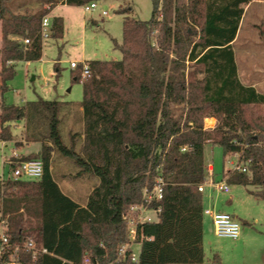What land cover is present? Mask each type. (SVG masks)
I'll return each mask as SVG.
<instances>
[{
    "label": "trees",
    "instance_id": "trees-1",
    "mask_svg": "<svg viewBox=\"0 0 264 264\" xmlns=\"http://www.w3.org/2000/svg\"><path fill=\"white\" fill-rule=\"evenodd\" d=\"M36 1L33 7L29 0H0L3 94L17 62L42 58V19L61 2ZM91 1L62 0L72 6ZM251 1L152 0L149 20L126 15L122 43L113 39L122 59L91 60L90 76L82 78L83 65L75 74L83 81L81 151L74 141L67 146L60 133L62 101L2 103L0 140H13L11 123L25 121V141L43 142L39 153L18 157L41 159V179L0 178V213L11 241L22 246L33 239L47 250L33 260L21 247L20 264H84L86 257L89 264L203 263L205 210L198 187L208 176L210 143L225 154L240 153L248 172L228 173V182L253 185L252 192L264 199V93L240 80L233 48L244 6ZM52 21L51 36L63 37V17ZM207 117L217 119L213 129L205 128ZM54 152L72 159L80 174L99 177L85 206L55 180ZM156 177L165 182L163 198L153 203L161 211L138 229V261L131 260L130 251L119 258L128 241L123 214L143 202L144 189L152 188ZM213 260L220 261V255L214 253Z\"/></svg>",
    "mask_w": 264,
    "mask_h": 264
},
{
    "label": "rangeland",
    "instance_id": "rangeland-1",
    "mask_svg": "<svg viewBox=\"0 0 264 264\" xmlns=\"http://www.w3.org/2000/svg\"><path fill=\"white\" fill-rule=\"evenodd\" d=\"M29 1L33 7L39 4L36 0ZM96 2L98 7L92 11H85L83 6L57 5L53 14L64 18L63 37L51 36L46 40L41 59L29 64L18 62L15 76L8 82L9 89L4 94L6 103L18 106H25L39 98L62 101L60 133L64 143L71 147L74 141L78 151L82 150L84 142L83 111L79 110L83 100V81L75 80L80 67L72 68L71 62L76 61L81 66L91 60H121L123 54L115 47L113 39L122 43L125 16L147 21L153 11L152 0ZM45 7L49 5L46 4ZM122 7L132 9L129 13L122 14L118 12ZM244 9L233 43L238 75L244 84L253 85L264 93V0H252ZM103 11H107L108 15H104ZM205 123L214 124V121L209 122L205 118ZM11 124L14 137H23L25 140V121ZM27 143L25 146L29 152L37 151L43 145L42 141ZM13 146L15 144L12 143L8 147L4 146L0 141V177L12 176V168L4 159L11 155ZM235 160L232 154H225L221 146L208 144L206 161L215 166L212 176L207 171L208 179L223 180ZM52 168L53 176L62 189L83 202L100 183L99 177L90 172L80 174L81 168L60 152H54ZM229 184L230 194L207 185L206 201L208 206L215 204L216 210L236 214V220L241 225V239L216 236L211 219L207 218V257L201 264H264V199L252 192L256 190L253 185ZM150 214L157 218L156 213ZM134 247L135 251H140L139 244ZM214 247L220 250L217 253L221 260L217 262L213 260L214 253L211 251Z\"/></svg>",
    "mask_w": 264,
    "mask_h": 264
},
{
    "label": "built area",
    "instance_id": "built-area-1",
    "mask_svg": "<svg viewBox=\"0 0 264 264\" xmlns=\"http://www.w3.org/2000/svg\"><path fill=\"white\" fill-rule=\"evenodd\" d=\"M98 7L96 0L91 1L83 8L85 11H92ZM104 15H108L107 11H103ZM52 17L46 14L41 23V36L43 44L46 40L51 37L52 34ZM24 42L30 43V39H24ZM72 68H78L80 65L76 61L71 62ZM91 75V69L88 63L83 65L82 76L88 77ZM207 120V119H206ZM205 128L208 129L207 123ZM186 150V148H183ZM236 160L232 162V168L229 169L228 173L231 172H248V162H242L240 160V153H230ZM19 154L14 152L9 159V164L12 166L13 179H30L39 180L42 178L44 173L43 161L41 159H30V160H18ZM212 163L208 164V173L212 176L214 173ZM228 175L223 180L216 181L215 179H205L198 187L199 191L203 192L204 187L210 184L212 187L219 191L227 194L231 193V186L228 183ZM164 179L162 177H156L152 188L144 189V199L142 203L132 205L126 213L123 214V219L127 225V236L128 241L121 245L119 248V258L124 259L127 253L130 251V258L132 261L137 262L139 259V252L135 251L134 245H138V229L140 225L146 222L156 220L150 213H156L157 217L161 211L160 207H154L153 203L159 202L163 198L164 192ZM212 219L214 225L215 234L219 237H226L237 240L241 237V225L236 220V217L228 212L216 211L212 212ZM23 247L26 251L31 252L33 260L36 259L37 255L42 252H47L46 249L40 250L33 239H29L22 246L14 244L8 234V223L6 217L0 213V264H20L18 252ZM90 259L85 258L84 264H89Z\"/></svg>",
    "mask_w": 264,
    "mask_h": 264
},
{
    "label": "crops",
    "instance_id": "crops-1",
    "mask_svg": "<svg viewBox=\"0 0 264 264\" xmlns=\"http://www.w3.org/2000/svg\"><path fill=\"white\" fill-rule=\"evenodd\" d=\"M60 4H62V5H68V4H64L63 2H62V0H61V2L60 3H58L57 5H60ZM56 5V6H57ZM55 6V7H56ZM54 7V8H55ZM54 8L52 9V11L50 12V15H51V17L53 18V17H55V16H57V15H54L53 14V10H54ZM64 19V18H63ZM11 38H13V39H20V37L19 36H13V35H11L10 36ZM1 41H2V22L0 21V48H1ZM20 62H26L27 64H29L31 61H20ZM14 63V62H13ZM18 63V62H17ZM16 63V64H17ZM0 69H1V62H0ZM9 85V84H8ZM5 94V93H4ZM4 94L1 92V90H0V111H1V106H2V103L3 102H5V100H4ZM79 110H81V111H83V108H82V106L80 107V109ZM206 119H208V121L210 122V121H214V124H207V127H208V129H213L214 127H215V125H216V123H217V120H216V118H214V117H210V118H206ZM17 122H21V121H17ZM16 122V123H17ZM83 124H84V122H83ZM12 125V124H11ZM0 129H1V121H0ZM14 136H15V134H14ZM1 142H2V144L4 145V146H9L11 143L12 144H15V146H13V150H12V152H11V155L9 156V157H6L5 159H4V161L5 162H8V164H9V159H10V157L12 156V154L14 153V152H16L17 154H19V155H29V154H31V153H39L40 151H41V149H42V146L40 147V149H38L37 151H28L27 150V148H26V146H25V144H28L24 139H23V137L22 138H20V139H17V138H15L14 137V139L13 140H11V141H3V140H0ZM211 144V143H210ZM208 145V144H207ZM207 145H206V148H205V158H206V149H207ZM208 164H210V163H208ZM10 165V164H9ZM212 165H213V163H212ZM213 169H215V166L213 165ZM1 179H7V178H5V177H0ZM10 178V177H9ZM59 184V183H58ZM59 186H60V184H59ZM207 186V185H206ZM206 186L204 187V191H203V195H204V198H203V200H204V210H205V213H204V248H205V253H206V251H207V242H206V231H207V218H210L211 219V223H212V225H213V219H212V212H216V211H219V210H216V205L215 204H213L212 206H208L207 205V201H206V196H205V192H206ZM208 186H211L210 184H208ZM60 188L62 189V187L60 186ZM95 188V187H94ZM93 188V189H94ZM214 188V187H213ZM92 189V190H93ZM62 191L65 193V194H67L68 196H70L73 200H75L77 203H79L80 205H82V206H85L86 205V203H87V200H88V197H89V195H88V197H87V200L86 201H82V200H78V199H76L74 196H72L70 193H68V192H65L63 189H62ZM235 217H237L236 216V214H233ZM209 216V217H208ZM213 230H214V225H213ZM214 233H215V231H214ZM216 235V234H215ZM217 236V235H216ZM219 237V236H218ZM221 238H226V237H221ZM228 239H231V238H228ZM241 239V237L239 238V239H237V240H240ZM232 240H234V239H232ZM211 251H213V253H217V252H220V250H217L215 247L214 248H211ZM221 255H222V253H221ZM206 257H207V254H206ZM220 258H221V256H220ZM205 261H206V259H205ZM204 261V262H205Z\"/></svg>",
    "mask_w": 264,
    "mask_h": 264
}]
</instances>
